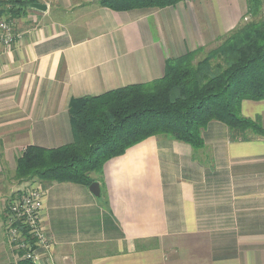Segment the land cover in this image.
Returning a JSON list of instances; mask_svg holds the SVG:
<instances>
[{
	"label": "crops",
	"instance_id": "obj_1",
	"mask_svg": "<svg viewBox=\"0 0 264 264\" xmlns=\"http://www.w3.org/2000/svg\"><path fill=\"white\" fill-rule=\"evenodd\" d=\"M27 4L10 14L14 47L0 51V264L18 261L6 213L29 181L14 178L16 159L28 145L73 141L70 99L154 80L166 59L217 46L245 13L239 0L130 11L98 0ZM241 114L264 128V99L243 100ZM246 134L213 120L201 129L200 149L149 136L104 162L98 197L82 184L41 182L53 241L44 261L264 264V137Z\"/></svg>",
	"mask_w": 264,
	"mask_h": 264
},
{
	"label": "trees",
	"instance_id": "obj_2",
	"mask_svg": "<svg viewBox=\"0 0 264 264\" xmlns=\"http://www.w3.org/2000/svg\"><path fill=\"white\" fill-rule=\"evenodd\" d=\"M183 0H98L114 11L163 8ZM23 6H29L20 0ZM12 6L8 14L19 13ZM264 0H247L252 20L231 29L215 47L197 48L165 60L163 73L149 82L128 84L69 101L73 141L55 148L28 145L16 159L20 181L100 180L106 160L157 134L203 146L201 129L210 121L225 124L240 138L264 137L259 120L241 114L243 100L264 99V20H254ZM198 57V54H202ZM16 264H35L18 259Z\"/></svg>",
	"mask_w": 264,
	"mask_h": 264
},
{
	"label": "built area",
	"instance_id": "obj_3",
	"mask_svg": "<svg viewBox=\"0 0 264 264\" xmlns=\"http://www.w3.org/2000/svg\"><path fill=\"white\" fill-rule=\"evenodd\" d=\"M20 0H0V51L15 45L18 34L8 10ZM26 2V0H24ZM16 6V5H14ZM45 190L40 181H29L8 205L5 229L8 243L18 252L17 259L35 264L51 262L53 241L42 223Z\"/></svg>",
	"mask_w": 264,
	"mask_h": 264
},
{
	"label": "rangeland",
	"instance_id": "obj_4",
	"mask_svg": "<svg viewBox=\"0 0 264 264\" xmlns=\"http://www.w3.org/2000/svg\"><path fill=\"white\" fill-rule=\"evenodd\" d=\"M29 1H32V0H26V3H29ZM183 1H187V0H183ZM240 2L241 1H245V13L247 12V0H239ZM16 4H18V2H15V3H12V5H16ZM114 11V10H113ZM245 13H244V15H245ZM242 16L241 17V19L239 20V22L237 23V25H243V24H245V23H247V22H250L251 20H252V18H250V16L249 15H246V16ZM261 19H263L264 20V10H262L261 11V13L258 15V16H256V17H254V20H261ZM236 25V26H237ZM235 27V26H234ZM233 27V28H234ZM14 28H15V25H14ZM232 28V29H233ZM231 30V29H230ZM229 30V31H230ZM228 31V32H229ZM15 32L17 33V31L15 30ZM18 34V33H17ZM227 34V32L225 33V34H223L222 36H220V38H219V41L217 42V43H215V45H218L221 41H222V39L225 37V35ZM19 38V36H17V39ZM215 45H213V46H215ZM14 47V45L9 49V50H11L12 48ZM209 48H207L206 50H208ZM9 50H6V51H9ZM206 50H204V51H206ZM203 55V53L202 54H198V57H201ZM11 200V199H10ZM10 202V201H9Z\"/></svg>",
	"mask_w": 264,
	"mask_h": 264
},
{
	"label": "water",
	"instance_id": "obj_5",
	"mask_svg": "<svg viewBox=\"0 0 264 264\" xmlns=\"http://www.w3.org/2000/svg\"><path fill=\"white\" fill-rule=\"evenodd\" d=\"M32 6L35 9H44V5L38 4V3H34L32 4ZM89 191L96 197H98L100 195V185L98 181H92L89 186H88Z\"/></svg>",
	"mask_w": 264,
	"mask_h": 264
}]
</instances>
